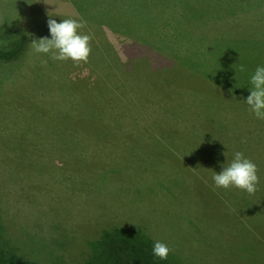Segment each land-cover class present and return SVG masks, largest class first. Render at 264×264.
<instances>
[{"label":"rangeland","instance_id":"rangeland-1","mask_svg":"<svg viewBox=\"0 0 264 264\" xmlns=\"http://www.w3.org/2000/svg\"><path fill=\"white\" fill-rule=\"evenodd\" d=\"M24 1L29 3L0 0L2 17L21 15L18 23L27 41L19 45L25 46L20 54L0 61V209L12 221L30 229L20 228L17 235L21 234L28 247L36 250L40 245L48 251L52 248L31 231L57 242V247L65 252L69 248L71 252L86 254L82 239L98 233L94 223L136 227L178 251L189 264H262L244 255L237 243L243 249L250 243L255 252L264 254V144L252 147L250 136L263 134L264 125L250 123L246 142L251 148L241 146L245 142L239 130L242 116L231 117L221 127L225 133L218 130L221 138L217 142H201L198 131H214L204 120H213L210 114H222L225 108L211 111L201 101L192 103L185 97L184 106L189 109L186 112L183 105H173L156 91L151 96V89H143L139 83L121 85L128 77L114 72L123 61L134 64L133 69L144 66L150 48L146 46L155 42L167 45L160 51L171 59L180 54L178 62L182 64H198L206 69L213 66L216 80L244 82L245 93L250 94L251 89L246 86H251L250 78L256 68L264 66V0H187L194 5L190 18L187 11L183 12L186 0H82L78 4L86 3V13L89 10L88 14L100 17L88 24L78 18L77 7L70 0H35L36 7L30 3L22 12L17 11ZM249 5L254 8L253 14L246 13ZM68 18L83 21L86 27L80 30L81 34L92 37V52L86 64L56 61L49 55L35 53L30 46L33 40L51 38L49 19L61 22ZM189 26L198 32L196 42L186 40L185 28L190 29ZM208 35L223 39L202 38ZM133 46L144 48L137 50ZM199 46L209 48L195 58L182 56ZM93 64L105 66V77L89 72L87 67ZM241 66L245 71L240 70ZM132 73L135 75L136 70ZM183 80L181 83L187 84ZM109 81L120 86V91L104 88ZM92 83L100 85V92L105 89L104 98H118L122 108L119 114L123 115L120 132L100 125L96 128L98 120L77 110V119L90 137L96 139V131L103 130L114 136H102L95 145L86 141L85 145L79 144L81 148L76 152L50 151L54 142L59 145L58 140L45 128L51 122L42 123L40 116L51 110L49 102L53 100L60 105L64 101L63 106L69 109L72 105L65 99L72 101L73 93L81 91V87L89 93ZM27 88L32 91L30 99H17L18 105L10 103L9 98L16 92L26 97ZM6 90L10 95L5 94ZM29 100L38 103V107L33 109ZM89 107L93 106H82L83 111L89 112ZM32 110L35 116L31 115ZM75 113L66 124L76 121ZM189 113L204 119L194 121ZM157 134L159 138L153 139ZM237 151L258 167L259 184L256 204L253 203L257 211L251 209L246 191L226 190L214 184L215 172H221ZM66 165H71V171L60 170ZM222 199L232 204L231 211ZM249 217L259 223L248 227L247 232L257 236L256 246L243 231ZM116 247L112 258L119 263L137 264L133 257L142 256L140 248H130L136 252L130 258L127 245ZM214 257L220 263L211 262Z\"/></svg>","mask_w":264,"mask_h":264},{"label":"trees","instance_id":"trees-1","mask_svg":"<svg viewBox=\"0 0 264 264\" xmlns=\"http://www.w3.org/2000/svg\"><path fill=\"white\" fill-rule=\"evenodd\" d=\"M72 5L77 7V16L80 19H83L86 24L90 23L91 21H95L98 19L97 15L88 14L86 13V3L78 4V2H83L82 0H70ZM28 4L26 1L23 2V7H18L17 11L22 12L25 7H27L30 3L31 6L36 7V1L35 0H28ZM264 6V1H263ZM184 11L186 12V15L190 18L191 12L194 9V5L191 3L185 2L184 4ZM170 9H174L173 7H168ZM1 9V4H0ZM3 9V8H2ZM5 11V10H3ZM15 11V10H11ZM254 11V8L252 6H247L246 13H251ZM16 14V13H15ZM253 14V13H251ZM3 14H0V61H8L11 60L14 56L18 55V53L22 51V49L25 46H19L26 44V35L23 32V30L20 28V25L18 21L20 20L21 15L14 16V15H8L7 17H2ZM184 15V16H186ZM2 17V18H1ZM100 18V17H99ZM3 21H2V20ZM17 19V20H16ZM193 20H196L193 19ZM192 20V21H193ZM17 21V22H16ZM16 22V23H15ZM190 29L187 27L185 28L186 36L188 41L196 42L198 39L197 37V31L192 27ZM169 29V27H168ZM88 34V33H87ZM89 35V34H88ZM221 37V36H220ZM203 39H212V41L215 40H221L223 38L219 37H213V35H208L205 37H202ZM157 39L159 37L157 36ZM183 40V39H182ZM185 39L183 40L186 41ZM187 41V42H188ZM253 41V40H252ZM167 46V45H165ZM163 45L156 44H149V46H146L149 48V55H147L146 62L144 66H141L139 68L133 69L134 64H128L127 61H123L122 65H119L118 69L116 68V71L114 73H120L124 76H127L128 78H125L121 85L125 86L126 82H136L139 83L143 89L147 88L151 89V96L153 94V91H156V95H158L161 98H165L169 100L173 105H183V109H185L186 112L189 111L188 108H185V97L187 98V101L194 103L195 100L201 101V103L205 104V106L210 109L211 111L220 110L222 108H225L226 110L223 111V113H212L210 114L211 118L213 120L205 119L206 122L205 125L207 127L211 126V130L214 131H198V135L200 137L201 142H217L221 138L220 134H218V130L223 131V126L227 125L228 121L231 117H240L243 118V124L241 126L240 132L242 133L244 143L241 146H247L248 148H251L247 145L248 142H246V138L249 137L250 130V123H257L261 122L264 125V120L257 119L255 115L250 112L249 106L246 104V99L250 94H246L243 83H237L235 80L231 79L228 80L227 83H225L222 80H216L213 77V70L214 67L211 65H208V67H211L212 69H206L207 66H202L198 64H192V63H185L182 64L178 62L179 55L177 52H174L175 57L177 59H171L172 57L166 55L163 53L164 48H166ZM137 50L140 48H144L143 46H133ZM209 46H199L198 49L195 50H189L187 54L182 55L186 58H195V55L201 54L208 50ZM188 50V49H187ZM118 52V51H117ZM19 53V54H20ZM125 53L126 49H125ZM122 54V53H121ZM120 54V55H121ZM119 55V54H118ZM146 57V55H145ZM169 57V58H168ZM149 58V59H148ZM185 59V58H183ZM182 59V60H183ZM130 60V59H129ZM162 61V62H161ZM203 63V62H202ZM88 70L91 72V74H97L100 77H105L104 69L105 66L101 67L97 64L88 65ZM133 70H136V73L134 75ZM112 72V71H110ZM133 78V79H132ZM185 78V81L187 82L182 84ZM130 79V80H129ZM230 81V82H229ZM43 82V81H42ZM44 83V82H43ZM110 84L108 86L105 85L104 88H108L113 91H120V86L112 84V82L109 81ZM221 83V84H220ZM42 84V83H41ZM90 85V83L88 84ZM115 85V86H114ZM225 85L227 87H225ZM99 84L95 85V83L91 84V88L89 90V93L85 92V90L81 87V91L75 90L73 93V100L65 99L66 102H69L72 106L67 109L65 106V102L63 101V104H58L59 102L53 100L49 104L52 106L51 110L46 111L42 113L43 117L42 123L46 120H49L47 122H51L48 124L47 127L48 130L51 132V136H54L58 140V144L56 145V142H54L52 145L53 147L50 149V151L57 150V152L63 151L64 149L70 151V152H76L81 147L79 144L85 145L86 141H92V145H95V140L99 141V139L103 137H113L114 135L105 132V130L96 131V139L89 136L88 129H85L80 124V120L77 119V116L75 113L77 110L80 111L85 116H89L95 120H98V125H95L96 128L98 126H105L104 128L114 130L117 133L120 132L121 126L120 123L122 121V113L120 112V105L118 103L117 97H109L104 98L103 91L104 88L99 90ZM230 86V87H228ZM240 87V88H238ZM249 89L251 86H246ZM41 88V87H40ZM42 90L45 92V86ZM18 89V88H17ZM31 89V88H29ZM27 88L26 97L23 95L19 96L18 92L14 95V97H10V103L14 104L22 99H30L32 91H29ZM92 89V93L90 92ZM26 90V89H25ZM145 90V91H146ZM9 90L3 91L5 94L8 93ZM161 93H160V92ZM242 92V93H240ZM113 93V92H112ZM10 95V94H9ZM155 95V96H156ZM17 96V97H16ZM16 98V99H15ZM61 99V98H60ZM14 101V103H13ZM30 101V100H29ZM116 101V102H115ZM183 102V104H181ZM30 103L33 105V109L38 107V103L35 101H30ZM80 104H84L85 106H93L89 107V112L85 113L83 111L82 106ZM18 105V103H17ZM149 105V104H148ZM123 107V106H122ZM124 108V107H123ZM243 112L245 115L243 116L240 112ZM31 115L35 116V112L32 110ZM72 113H75L74 118L75 122H71L69 124H66L65 122L68 121L67 119L72 117ZM78 114V115H79ZM188 115H191L190 117L194 121H198L199 119L203 120L204 118L199 117V114L195 113H189ZM195 116L199 118H194ZM39 118V119H40ZM46 122V123H47ZM234 122V121H233ZM215 123L218 128H216ZM217 131V132H216ZM215 134V140L212 138L213 133ZM239 135V132H237ZM102 134V135H100ZM149 134H146L147 136ZM160 134H157V136L153 139H158ZM252 137V147L258 146L260 143L264 144V133L257 132V134L250 135ZM146 139H149L148 137H145ZM250 144V146H251ZM37 147V144L34 145ZM13 149V148H12ZM255 150V148H253ZM15 151H18V149H14ZM241 150V149H240ZM27 151V149H26ZM82 154V153H81ZM264 154V150H263ZM259 154V155H263ZM264 156H262L263 158ZM23 162V160H21ZM68 167L66 168H60L62 171H71L70 167L71 165H66ZM75 172V171H74ZM77 173V172H76ZM249 198V204L251 206V209H255L256 211V198L255 194H248L247 196ZM223 200V199H222ZM248 200V199H247ZM264 201V200H263ZM262 201V202H263ZM225 208H230L231 211V203L226 202L223 200ZM255 203V204H253ZM250 209V208H249ZM248 209V210H249ZM263 212H264V208ZM253 211V210H251ZM250 219V217H249ZM99 222V221H96ZM19 223V222H18ZM15 220H11L1 209H0V264H122L119 263L116 258H112V252L116 251L117 244L121 247H125L127 245V254L131 258V256L135 255L134 252L130 250V248H140L142 256H135L133 257V261H135L137 264H189V262L183 257V255H180L178 251L172 250L166 260H160L159 258L155 257L153 255V246L154 243L157 241L152 236L145 234L142 232L139 228L133 227V228H127V227H120V226H114L108 225L100 226L99 224L95 225L94 223L93 227L95 229H99L98 233L91 237H84L82 241L84 242V248H86V254L82 251H76L71 252L69 248H67V252L63 251L60 246L57 247V242L50 241L45 235L41 233H37L36 231H31L34 237L41 238L45 243L49 245L50 249L48 251L47 247L40 245V248L36 247H28V244L25 241V238L21 237L22 235L18 234V231L20 230H27L30 229L26 227V225L18 224ZM89 223V222H88ZM256 225H259V223H254L251 219L247 223V227L243 229L245 236H250V240L252 244L255 246L257 243H259L257 236L254 235V237L251 234H248L247 232L250 230L248 227H257ZM81 226V224H80ZM79 226V228H80ZM98 226V227H96ZM87 229H89V226H86ZM249 229V230H248ZM236 229H234L235 231ZM238 242V241H237ZM246 242L244 241V244ZM239 250L243 251L244 255H249L250 259L252 260H259L262 264H264V254L255 252V248L250 245V243H246L243 246L238 244ZM54 253H53V252ZM65 252V253H64ZM58 255H56V254ZM180 257H179V256ZM214 263H220V260L217 258H212V261ZM254 262V261H253Z\"/></svg>","mask_w":264,"mask_h":264},{"label":"clouds","instance_id":"clouds-1","mask_svg":"<svg viewBox=\"0 0 264 264\" xmlns=\"http://www.w3.org/2000/svg\"><path fill=\"white\" fill-rule=\"evenodd\" d=\"M47 24L51 38L42 37L33 40L30 46L35 53L49 55L56 61L71 60L76 65L86 64L89 61L92 37L81 34L80 30L86 27L83 21L75 18L63 19L61 22L49 19ZM240 70L245 71L243 66ZM250 83L252 87L246 104L257 119L264 120V66L256 68ZM213 181L218 188L226 190L237 188L252 195L258 190V167L243 153L237 151L234 153V159L227 166H223L221 172H215ZM170 252L171 249L166 243L161 241L154 243L153 255L160 260H166Z\"/></svg>","mask_w":264,"mask_h":264}]
</instances>
